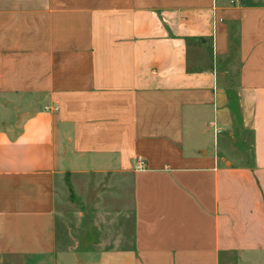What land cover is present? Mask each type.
<instances>
[{
	"label": "crops",
	"instance_id": "obj_1",
	"mask_svg": "<svg viewBox=\"0 0 264 264\" xmlns=\"http://www.w3.org/2000/svg\"><path fill=\"white\" fill-rule=\"evenodd\" d=\"M0 264H264V0H0Z\"/></svg>",
	"mask_w": 264,
	"mask_h": 264
},
{
	"label": "rangeland",
	"instance_id": "obj_2",
	"mask_svg": "<svg viewBox=\"0 0 264 264\" xmlns=\"http://www.w3.org/2000/svg\"><path fill=\"white\" fill-rule=\"evenodd\" d=\"M241 145V143H240ZM74 214V213H73ZM68 218L66 219V222H65V236H66V239H65V246L67 245L68 247L72 246V245H75V243L77 242L76 240H73L71 237L69 239H67L70 234H74L76 232V230H79L80 228L82 229L83 228H87V225L83 224L82 223H78L77 221V218H75V215H67ZM74 216V217H73ZM75 218V219H74ZM100 218V217H99ZM72 220V222L70 221ZM87 224V222H84ZM94 227V226H93ZM91 228V227H90ZM95 230L100 234H104L105 232L108 233V235L110 233H112V235H115L117 234V230H118V223L117 222H113L112 224L109 225V223L106 225L103 223V220L101 219H98L97 218V224L96 226L94 227ZM73 229V231H72ZM114 237V236H113ZM111 240V243H119L118 242V239H110ZM84 258V257H83Z\"/></svg>",
	"mask_w": 264,
	"mask_h": 264
},
{
	"label": "built area",
	"instance_id": "obj_3",
	"mask_svg": "<svg viewBox=\"0 0 264 264\" xmlns=\"http://www.w3.org/2000/svg\"><path fill=\"white\" fill-rule=\"evenodd\" d=\"M234 1V0H232ZM55 109H58L57 107ZM146 167L145 160L141 157H137L136 163H135V169L136 170H144Z\"/></svg>",
	"mask_w": 264,
	"mask_h": 264
}]
</instances>
